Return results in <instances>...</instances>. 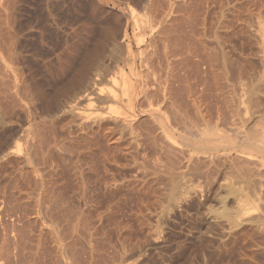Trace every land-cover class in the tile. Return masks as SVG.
Wrapping results in <instances>:
<instances>
[{
	"label": "rangeland",
	"instance_id": "1",
	"mask_svg": "<svg viewBox=\"0 0 264 264\" xmlns=\"http://www.w3.org/2000/svg\"><path fill=\"white\" fill-rule=\"evenodd\" d=\"M4 1L5 0H2V1L0 0V2H4ZM8 1L11 2L12 0H6L7 3H9ZM13 1L15 3L11 2L9 3V6H7L8 4L7 5L5 4L7 8L14 4L15 5L19 4L22 8H25V9L27 8V11L29 10L32 13L30 15L31 18L34 16L32 19H35L37 21L40 20L41 22L40 18L43 17L41 15L46 13L45 10L36 8L37 7L36 4L39 3L38 0L36 3H35L36 0L35 1L33 0H23V1L13 0ZM165 1L173 2L176 0H171V1L165 0ZM187 1L189 4L190 3L192 4L190 5L191 7L197 6L196 8L193 7V10L190 7L191 8L190 10L192 12L195 10L194 11L195 14L194 13L191 14V11H190V14L192 15L191 17L194 22L197 19L199 20V21L197 20L198 23H195V24L197 27L196 29L199 28L198 30L201 33L200 39L202 38L203 40L205 38L203 42L205 43L208 51L211 54H213V56L217 55L216 58L218 57L217 59L215 58L216 62L219 64V65L217 64V69H216L218 70L216 72L219 78V79L217 78L218 80L217 84L220 82L218 86L221 85L219 86V88H220L221 94L223 93L222 95L224 99L226 100L227 108L225 109L226 111L227 110L229 111V112L225 111L227 119L230 120V116L231 118L233 116L234 118L233 122L235 123V125L234 124L233 125L234 127H238L239 133L238 131L236 132V134L238 133L237 134L238 136L241 133L240 135L248 137L249 141L255 140L258 136H259L258 138L264 137V47H262L264 46L263 45L264 44V0H235V1L234 0L232 1L231 0H219V1L218 0H207V1L202 0V2L201 0H197V1L187 0ZM62 2H64L65 3V4L63 3L64 6L66 5L67 7V9L65 8L66 11L68 10L67 13L65 12L66 15L65 14L58 15V17H56L57 16L56 15L55 16V18H57L55 19L56 23L54 22L53 24L52 22L50 23L48 21H46L45 23L44 22L40 23V25L42 24L41 25L42 27L44 26V28L45 27L48 28L46 29L47 32L49 31L50 33V31H52L51 35L49 36L50 38L49 37L47 38L48 41L51 40L49 41V45L51 46V48L50 47L49 48L44 47L45 49L43 48L46 51V54L44 53V55H47V52H48V55L46 57L44 56L45 58L43 57L44 60L40 59L36 55V59H40L41 61L35 60V62L39 61L38 62L39 64L37 63L35 64L39 66V72H40V75L42 76L40 77L43 79L42 83L46 84L47 82L45 81H47L48 79H49L48 81H50L51 79H52L51 81H54L53 79H56V78L59 79L60 77H61L60 79H62L63 78L62 75L66 74L65 71H67V75H65V77L69 76L71 74L70 69H69L71 63L69 62L77 61L78 58L79 60L80 59L82 60L84 57L82 55V52L86 53L85 52L86 50L84 51V48L87 49L89 47V49L87 50H90L91 52H93L92 51L93 49L95 50V42L93 40L99 34L100 32L99 29L101 30L104 29L105 31L112 32L120 28L125 31V38L124 39L121 38V40L123 39V41H119L121 45L120 43L119 45H117V44L112 43L111 41L110 42L106 41L102 53L97 55V57L95 55L94 58L96 59L93 58L92 63L90 62L87 75L93 78L89 80L92 82L91 86L95 85L99 87L97 88L94 86L95 89L103 88L102 90H105V89L108 90L110 88L108 86V83L113 80H116L115 75H116V72L119 73V69L123 68V70H125L126 72L127 70H129V68L126 66L129 65L130 61L127 58L126 50L124 49L123 51V48H124L123 45H125L126 42L128 43V45L130 44L132 63H133V67L136 68V72L139 71L138 77H140V79L142 78L147 79L150 77L149 80L148 79L147 80L150 84L154 82L155 83V84L153 83L154 85H156V82L158 83L159 81L164 83L163 81L166 79L165 76L167 77L169 74L168 73L169 69L171 70L169 63L164 59V56H163V52H165L164 48H166L167 42L165 39L163 42V39H162L163 37L161 36V34H159L158 32L159 29L157 27H154L155 25H154V20H153V18L155 19L159 17L158 15L160 11L158 9H161L162 7L161 5H164L162 4L164 1L162 0L161 1L160 0H62ZM188 3L184 2V5L186 4L188 5ZM3 4L0 3V8H2L0 10H3V8L6 7ZM2 5L4 7H1ZM30 5L35 6V7H31ZM217 8H218V11H217ZM129 12H133L131 13L132 17L128 16L127 18H125V15H128ZM193 15H195L196 18ZM245 15L246 16L248 15V18ZM149 22L153 23L154 29L152 27L150 29L151 23L149 25ZM137 24L138 26H136ZM40 25L38 26L37 24L38 27H40ZM38 27H35V28L33 27L30 30H28V32L30 33L29 38L32 39L31 43H33L32 45H35L36 43L35 46L38 45L37 41L39 40V37H40L39 36L40 34L38 32L39 30ZM55 33L56 35H54ZM153 36L155 39L152 38ZM202 36H205V37H202ZM86 38L87 39L91 38L92 40L90 39V40H87V42L83 43L86 40ZM140 38L142 39V42L138 43V41L141 40ZM164 44H165V47H164ZM78 45L79 47L81 45L82 49H80ZM149 45H150V48H149ZM91 47H92V50H91ZM141 48L144 50L142 51ZM46 49H48V51ZM80 50H83V51H80ZM80 54L82 55V58H80L81 57ZM125 56L127 59L125 58ZM138 57H141V59ZM149 58L152 61H150ZM94 60L96 61V63L94 62ZM141 60H144L146 62L141 61ZM141 62L142 64H145L148 62L146 64L147 69L144 66H140L142 64H139V63ZM66 63L67 64L69 63V64L67 65ZM125 64L126 66H124ZM148 64L151 66H149ZM40 66L42 68H40ZM218 67L220 68V70L218 69ZM144 68L145 70H148V71H150L151 69L149 73L147 74L145 73L146 74L145 77H143L144 72L143 73L141 72L142 71L141 69H144ZM196 68L201 70V72L203 71L202 65L198 64V66H196L191 71L190 83L192 82L194 87L195 86L199 87L200 85H198L199 82L197 81V79L200 77L199 74L201 72L199 70L196 71L195 70ZM166 72L168 74H166ZM156 73L158 74V76ZM93 80L95 81L97 85L94 84ZM105 80L107 82H105ZM99 81L102 82L101 83L102 86L100 85L101 87L99 86L100 84ZM103 84H106L107 88H106V85L104 87ZM114 84L115 83H113V85ZM109 85H112V84L110 83ZM45 86H47V84ZM111 87L113 88V86ZM69 93L66 94V96L64 95V97L63 96L60 97L64 101L66 100L64 102L62 99H60L62 104L65 107L69 106L70 104H73L74 101L77 100V99L72 100L77 97L75 96L73 97L72 93L70 94ZM70 96H72L73 98ZM151 98L150 100L149 99L146 100L145 101L146 103L144 102V100L143 102L141 100L133 102L132 109L134 110L132 111H134L137 117L141 116V113H140L141 112L140 111L141 102L143 105H149V103L151 102H152L151 103L152 105H153V102L155 103V101H151V100H154V98L153 99ZM68 100L70 102H68ZM138 102L140 103L136 104ZM96 104L97 102L95 103V105ZM65 107L63 108L59 107L55 110L45 111V112L44 111L42 112L41 109L37 108L39 111L37 110L36 114L38 115H35V118H34L35 120L32 121L33 123L32 122L29 123L31 124L30 127L28 123L25 124L30 128L29 133H28V140L30 139V137H31L30 140L36 139L34 137L35 136L34 129L37 128V126H39L40 124H41V128L44 126L43 130L46 132V135L47 133L48 134L50 133L47 137L48 138L47 140L48 142L50 140L49 144L53 146H52V149H50L51 152L49 151L50 153L47 154V157L45 156V154L43 156L40 155V157L34 154L33 156H31V154L30 155L29 154L28 155L19 154V157L18 155H15V156H9V158L3 157L0 159V175H1L0 177V185H1L0 186V242H1L0 243V255L1 256L3 255V257L0 256V264H16V262L17 264H32V259L30 258L32 256V255L30 256L31 254L30 247H31V243H33V241L31 240L33 239L31 238L33 237L34 232L37 231V230H34L33 228L35 224L36 226L39 227L37 229H40L41 224H43L42 227L44 225H45L44 227L46 228L49 226V221L46 220L47 218H43L45 216H43L40 213L41 211L39 210V207H38L39 204L37 203L36 199L40 200L39 198H41L42 200L41 196L44 194V192H47L48 190H53V192H55L54 193L55 195H57L58 197L60 196L59 199L62 198L61 199L63 202L62 204H64L67 208H69L70 206L72 207L74 205L72 208L71 207L69 208L70 210H73V211L80 210L79 211L80 214L84 213V215L82 216L84 220L86 219L85 222L87 223L91 221L87 224H88V227L92 229L90 230L93 233L92 237L95 236L96 237L95 240L96 241L99 240L100 242L98 241V243L102 244V246L104 245L103 247L106 248V251H109L107 253L113 252L112 254H114V256L115 255L117 256L118 254L120 257H123V260H122V258L117 259L119 256L117 257L115 256L117 262L119 261L118 264L119 263L122 264L120 262L121 260L123 263L125 262L126 264H264V235H263L264 234V229H263L264 221H262V219L264 220V217H263L264 216V200L263 202H261L262 204L259 205L260 207L259 206L257 207V210L256 209L251 210L252 208L249 209L251 210V216H249L250 214L241 215V217L244 220L245 219L247 220V218L249 220L247 221L245 220L246 222L243 220L240 223H237V220L234 221L237 215L240 216L237 212L238 206L237 204H235L236 201L234 200H237V198L239 197L242 199L243 197L244 201L246 198V200H248L249 203L250 201L253 202V199H252L253 196L252 197L249 196L252 191V190H249L251 187L246 186L249 183L247 182L243 174L242 176L240 172H236V171H231V173L227 172V174L222 173L219 175V177L216 176L214 181L211 183L203 179L202 176L200 175V172L195 171L197 173L195 174V172L193 173V171H190L192 172L191 174L190 172L188 173L187 171V173L184 174L185 172L182 171L180 168H179L180 169L179 171L177 170L178 168L169 165L168 163L169 158L172 157V156H169V153H166L168 154L166 155L167 156L166 157L165 154L162 153L163 151L159 149V146L157 144L151 143L149 141V138L148 139L145 138L147 137V135L146 133H143L144 128L142 125H140L142 127L139 126L140 128L135 127L133 129L134 131H129V132L125 131L121 133L117 132L118 134H116V136L118 135L117 137L118 144L115 143L117 139L116 140L114 139L115 140L114 142L113 140L109 139L110 140L109 142L108 138H106L102 134L96 135V137H94L95 139L89 136L90 138L89 139L88 135L85 134L86 131H84V128L81 127L82 121H81L80 116L77 115V111H74V110L73 111L71 110L69 112L64 111L65 109H67ZM210 114H212L213 116V117L212 116L210 117L211 119L215 118V115L213 113H210ZM209 116L207 115L206 120L210 119L208 118ZM35 121L37 122V124ZM197 122L199 126H201L200 123L202 122L196 121V123ZM210 123H211V120L210 122L208 120V122L203 123V124H208L209 125L208 129H212L213 127L219 126L220 128L224 130L227 129L228 132L230 130L228 128L230 124L228 125L223 124V126L221 124H217L214 126V123H213L212 124L213 126L210 127L211 126ZM32 124L34 125V127ZM19 142H20V145L23 143L21 145L23 147L25 146L24 144L26 143V140L25 139L19 140ZM106 144H111L114 148L117 146V148L112 149L113 147L111 145L107 146ZM58 145L62 148H60ZM53 147L56 148L57 152L55 148L53 149ZM162 154H164V156ZM36 157L37 159L35 160L34 158ZM41 157H43L42 160L44 162L40 160ZM44 158H47V159H44ZM22 159L23 160L25 159L24 162ZM30 160L33 161L34 163L31 162ZM42 162L44 165L43 164L41 165ZM8 163L10 164L8 165ZM63 163H64V166H63ZM14 165L16 166V168ZM75 171H77L78 173ZM179 172L180 173L182 172L183 176ZM9 174L11 176H9ZM229 177H230V180H229ZM237 177H239L240 179H237ZM32 178H33V181H32ZM198 178H200L201 180ZM202 179L204 182L206 181V183H208L209 185L207 184L208 185L207 186L206 183L204 182L200 183L202 182ZM224 179L228 182H226ZM234 179L237 182V184L234 182ZM241 179H243L244 181ZM65 180L67 183L65 182ZM34 181L37 184H39V186L37 185L36 187H34L36 185V183H33ZM225 182L228 184H224ZM198 183L200 184V187ZM45 184H47V186ZM232 184L233 185L235 184V185L233 186ZM239 184L242 186H240ZM11 187L13 190L11 189ZM48 187H50L51 189H49ZM80 187L81 189L79 190ZM242 188L245 189L243 192H241ZM63 189L66 191H64ZM78 191H81V192H78ZM233 191H235L237 195ZM228 193L230 195H228ZM226 194L228 196H225ZM232 194L235 195V197ZM27 197L29 198V200L27 199ZM222 197L224 198V200ZM221 199L224 202H222ZM34 200L36 204L35 202L34 203L32 202ZM231 203H233V205ZM225 204H227L228 206H232V207H225L227 206ZM233 206L237 209L233 208ZM14 208L16 209L14 210ZM76 208L78 209L76 210ZM229 210L231 212H229ZM87 212H90V214ZM216 212L219 215L220 214L222 215L217 216ZM33 213H36V214L34 215ZM227 215H229V218ZM247 215L249 217H245ZM28 216L30 217L28 218ZM254 216H257V217L254 218ZM33 218L37 221L36 223L32 222ZM231 224H232V227H231ZM21 225L23 227H21ZM89 225H92V226H89ZM120 225L121 226L123 225L122 226L123 228ZM241 226H243L242 228H244L243 229L244 231H242ZM94 228L96 229V231ZM238 229H241V230L239 231ZM234 230L237 231V235L236 233L235 234L231 233V232H235ZM241 231L244 234L243 233L239 234V232ZM28 232L29 234L27 235ZM238 234L239 235L242 234V236L240 237ZM245 234H247L246 237H245ZM18 235H20V237ZM100 235H101V238L99 237ZM49 236L50 235L46 234L43 237L44 241L42 240V243L45 242L44 245L42 246H44L46 250L50 249L52 245H53L52 247H54V245L56 244L54 241H52V239ZM44 238L46 239L47 242L45 241ZM5 240H8V241H5ZM23 244L24 246H22ZM109 244L111 247L109 246ZM121 245L124 247H122ZM16 250L18 251V254ZM20 250H22L21 252L23 253H21ZM123 253H124V256H122ZM26 254H29V255L26 256ZM26 258L28 260L30 259L29 261L31 262H29ZM5 259H7V261ZM25 260H27L28 262H26Z\"/></svg>",
	"mask_w": 264,
	"mask_h": 264
},
{
	"label": "bare ground",
	"instance_id": "2",
	"mask_svg": "<svg viewBox=\"0 0 264 264\" xmlns=\"http://www.w3.org/2000/svg\"><path fill=\"white\" fill-rule=\"evenodd\" d=\"M33 1H35V0H33ZM162 1H164L162 3L164 5H161L162 6L161 9H158L160 12L158 11L159 12V15H158L159 17L155 18L157 21L153 18L154 25L155 26L153 25V23H151L152 21L149 22V25L151 23L150 29H151V27L153 28V26L154 27H157L159 29L158 30L159 34H161V36L163 37L162 38L163 39V42H164V39L167 42V46H166V48H164L165 52H163V56H164V59L169 63L171 70L168 68L169 69V72H168L169 74L166 72V74H168V76L167 77L165 76L166 79L163 81L164 83H162V82L159 81L162 84H160L159 82L158 83L156 82V85H154L155 84L154 82H153L154 84L153 83L150 84L148 82V80H149L150 77L147 78L148 80L146 78L140 79V77H138V72L139 71L137 70L138 72H136V68L133 67V63H132V56H131L130 44L128 45V43L126 42V44L123 43V44H125V45H123V47H124L123 48V51H124V49L126 50V52H127V58L130 61V63H129V65L126 63L128 66H126V64L124 66H126V67L129 68V70H127V72L128 71L129 72L127 74V72L125 70H123L122 67H120L122 69H119V73L116 72V75H118V76L115 75L116 80H113V81L110 80L111 82L108 81L109 82L108 83V86L110 87L108 90L107 89L102 90L103 88L97 89L99 87L98 86H95V85L91 86L92 82L89 81V80L90 79H93V78H91V77H89L87 75L88 69H89V66H90V62L92 63V59L95 57V55L97 57V55H99L100 53H102L106 41H109V42L111 41L112 43L117 44V45H119V43H120L119 41H123V39L125 38V31L124 30H122L120 27H119L120 29H116V30H114L112 32L105 31L104 29L103 30L99 29L100 30L99 34L97 35V37L95 39L93 38L94 39L93 41L95 42V50L94 49L92 50V47L93 46L91 44H90L92 46L91 47V50L93 52H91L90 50H87V49H89V47L88 48L86 47L87 49H85L83 47L84 48V51L86 50L85 51L86 53L82 52V55L84 56L82 60L81 59L79 60V58H78V60L77 61H74V62H72V61L69 62L68 61L69 63H71L70 64V68H69L71 74L69 76H66L65 77V75H67V71H65L66 74L65 75H62L63 76L62 79H60L61 78L60 77L59 79H57V78L56 79H53L54 81H51L52 79L50 81H48L49 79L47 78L48 80L45 81V82H47L46 83L47 86H45L46 84L45 83H42L43 79L41 78L42 76L40 75V72H39V66L37 65V64H39L38 63L39 61L38 62H35V60L43 59L44 56L46 57L48 55V52H47V55H44V53L46 54V51L44 50L45 49L44 47H48V48L50 47L51 48V46L49 45V41H51V40L48 41L47 38L51 35V32L52 31H50V33H49V31L47 32L46 29H48V28H46V27L44 28V26L42 27L41 26L42 24L40 25V23H42V22L45 23L46 21H48L50 23L52 22V24H53L55 22V19H57V18H55L56 15H57L56 17H58V15H64L65 12L67 13L68 10L66 11L67 7H66V5L64 6L65 3L62 2V0H38L39 3L36 4L37 5L36 8L37 9H41V10H45V12H46L45 14H43L44 12L41 13V14H43V15H41L43 17L40 16L41 17L40 18L41 19V22H40V20L37 21L35 19H32L34 17L33 16L31 18V16H30L32 13L29 10L27 11V8L26 9L25 8H22L19 4H17V5L14 4V5H12V6H10V7L7 8V6H9V3H11V2L15 3L13 0L11 2L8 1L9 3H7L6 0L4 1L6 3L0 2L2 4L4 3L3 4L4 6H6L8 4L6 7H4L2 5L1 7H4V8H3V10H0V159L3 158V157H8L9 158V156H15V155H18V157H19V154H27V155L28 154L29 155L31 154V156H33V154H34V155H37L39 157H40V155L43 156L45 154V156L47 157V154H49L51 152L50 149H52V146H53V145L51 146V144H49L50 140H49V142L47 140L48 139L47 137H48V135L50 133L49 134L47 133V135H46V132L43 130L44 129L43 128L44 126L41 128V124L40 125L38 124L39 126H37V128H35V129L32 128V129L35 130L34 131V135L35 136L34 135L33 136L36 139L35 140H30L31 139V137H30V139L28 140V133H29V130H30L29 127L31 125L29 123L32 122L33 120H35L34 119L35 118V115H38V114H36L37 113L36 111L38 109H41L42 112L43 111L45 112V111L55 110V109H57L59 107H62V108L65 107L62 104V102L60 100L62 98H60V97H62V96L64 97V95L66 96V94H68L70 92V93H72L73 97L74 96L77 97L75 99H72L73 97L70 96V97H72L71 99L72 100H76L77 99V100L74 101V103L73 104H70L69 106L66 105L67 107H65V108H67V109H65L64 111H68V112L71 111V110L72 111L73 110L74 111H77V115L80 116L81 121H82V123L80 122L81 123V127H83L84 128V131H86L85 134L88 135V138H89V136L94 138V137H96V135L102 134L103 136H105L106 138H108V140L109 139L110 140H113V142L117 139V141L115 142V143H117L118 142V138H117L118 135L116 136V134L121 133V132H125V131L126 132L127 131L128 132L129 131H134L133 129L135 127L137 128L140 125H142L143 128H144V130H143L144 132L143 133H146V135H147V137H145V138H147V139L149 138V141L151 143L157 144L159 146V149H161V151H163L162 153H164L165 156L168 155L166 153H169V156H172V157L169 158V161L170 162L167 160L168 163H169V165L178 168L177 170H179V171L181 169L182 171L185 172L184 174H186L187 171H188V173L190 171H193V173L195 171L196 172H200V175L202 176V178L205 179L209 183L213 182L214 179L216 178V176L219 177V175L222 174V173L223 174L224 173L227 174V172H230L231 173V171H236V172H240L241 175L243 174L244 177H245V179L249 183L246 186L251 187L250 189L249 188L248 189L249 190H252L251 191L252 195L249 192L250 193L249 196L250 197L253 196L252 197L253 202L250 201V203H249V201L246 200V198H245V201H244V198L242 197V199H241L239 196H238L239 198H237V200H234V201H236L235 204H237L238 209L235 208L234 206H233V208L237 209V212L240 215V216L237 215L238 217L236 216L235 217L236 219L234 221L237 220V223H240L241 221L244 220L241 217V215L250 214L249 216H251V210H255V209L257 210V207L260 204H262L261 202H263V200H264V137L258 138L259 137L258 136L257 137L258 139L256 138L253 141H249L248 137L243 136V135L241 136L240 135L241 133L238 136L237 134L239 133V131H238V127H234L235 123L233 122L234 121L233 120L234 119L233 116H232V118L230 116V120L227 119V116L225 114L228 111V110L226 111V109H225V108H227L226 100L224 99V97L222 95L223 93L221 94V91H220V88H219V86H221V85L218 86V84L220 82L217 84V81H218L217 78H218V76H217V72L216 71H218V70H216V69H217V64L218 63L215 60V58H216L217 55L216 56L215 55L213 56V54H211L208 51L205 43L203 42V40L205 38L203 40H202V38L200 39L201 33L198 30L199 28L196 29L197 27H196V24H195V23H198L197 22L198 19L194 22L192 20V17H191L192 16L191 14H193L195 10L192 12L190 9L192 8V10H193V7L194 6L191 7L190 5H192V4L191 3L189 4L187 0H186L187 2L184 1V0H176V1H173V2H168V1L166 2L165 0H162ZM36 2H37V0L35 1V3ZM184 2L185 3H188V5L187 4L184 5ZM201 2H202V0H201ZM199 3H200V1H199ZM221 3H222V1H221ZM31 7H35V6H31ZM196 7H194V8H196ZM251 8H252V6H251ZM0 9H2V8H0ZM155 10H156V8H155ZM203 10H205V9H203ZM190 11H191V14H190ZM217 11H218V8H217ZM209 12H211V11H209ZM55 13H57V14H55ZM131 13H133V12H129L128 15H125V18H127L128 16L129 17L130 16L132 17V14ZM252 13H253V11H252ZM154 16H156V15H154ZM193 16H195V15H193ZM246 17L248 18V15ZM249 17H251V16H249ZM195 18H196V16H195ZM195 18H194V20H195ZM209 21H211V20H209ZM223 22H224V20H223ZM125 23H126V21H125ZM37 24H38V26L40 25V27H38ZM245 24H246V22H245ZM136 26H138V24ZM33 27L34 28L35 27H38V29L40 30V31L38 30V32L40 34L39 35L40 36L39 37V40L38 41L36 40L38 42L37 43L38 44L37 46H35L36 43H35V45H32L33 44V43H31V40L32 39L29 38V34L30 33L28 32V30H30ZM240 28H241V26H240ZM254 28H255V26H254ZM199 33H200V35H199ZM54 35H56V33ZM205 36H207V35H205ZM205 36H202V37H205ZM121 38H123V39L121 40ZM141 38H143V37H141ZM152 38H154V36ZM64 39H65V37H64ZM83 39H85V38H83ZM90 39L89 38L88 39L86 38V40L83 43L87 42V40H90ZM140 42H142V39L138 41V43H140ZM156 42H158V41H156ZM81 44H82V42H81ZM84 45H86V44H84ZM120 45H121V43H120ZM152 45H153V43H152ZM78 47H79V45H78ZM164 47H165V44H164ZM262 47H264V46H262ZM79 48L82 49L81 48V45H80ZM149 48H150V45H149ZM46 50L48 51V49H46ZM141 50L143 51L144 49L141 48ZM80 51H83V50H80ZM89 52H91V53H89ZM36 55L40 59H36ZM82 55H81L80 58H82ZM125 58H126V56H125ZM138 58L141 59V57H138ZM94 59H96V58H94ZM46 60H47V58H46ZM149 60L152 61L150 58H149ZM141 61H144V60H141ZM44 62H46V61H44ZM94 62L96 63L95 60H94ZM144 62H146V61H144ZM35 63H37V64H35ZM147 63L142 64V62H141L139 64H142L140 66H144L146 68V64ZM198 64L199 65H202L203 71L201 72V70H199L200 69L199 67H198L199 69H197V68L195 69L196 71L199 70L202 74L200 73L201 75L199 74L200 77L197 79V81L199 82V84L198 83L197 84L200 85V86L199 87H196V86L194 87L193 84H192V82L190 83V77H191L190 74H191V71L196 66H198ZM162 65H160V66H162ZM149 66H151V65H149ZM167 67H169V66H167ZM219 67H218V69L220 70ZM40 68H42V67L40 66ZM145 68L144 69H141L142 70L141 72L142 73L144 72V74H143L144 76L143 77H145L146 74L151 71V69H150V71H148V70H145ZM164 69H165V67H164ZM154 72H155V70H154ZM163 73H165V72H163ZM148 75H147V77H148ZM157 76H158V74H157ZM110 77H112V76H110ZM197 77H198V75H197ZM154 80H156V79H154ZM103 81H104V79H103ZM193 81H195V80H193ZM96 82H98V81H96ZM105 82H107V81L105 80ZM101 83L102 82H100L99 86L101 85ZM110 83L112 85H109ZM113 83H115V84L113 85ZM94 84H96L95 81H94ZM105 85L106 84H103L104 87H105ZM94 86L97 87V88L95 89ZM111 86H113V88ZM106 88H107V85H106ZM151 97L154 98V100H151V101H155V103L153 102V105L151 104L152 102L149 103V105H143L142 104L143 100L145 102L148 99L150 100ZM153 98H151V99H153ZM69 100H68V102H70ZM140 100L142 101L141 104H140L141 106L140 105H138V106L141 107L140 108L141 116L140 117H137L136 114L134 113V111H132V110H134V109H132V107H133L132 104H133V102L140 101ZM96 102H97V104L95 105ZM139 103L140 102H138L136 104H139ZM210 113H213L215 115V118L216 119L215 118L211 119L210 117L212 116V114H210ZM230 113H228V114H230ZM207 115L208 116L210 115L208 117L210 119H207L206 120ZM208 120H209V122L211 120V123H210L211 126L210 127L213 126L212 124L215 121H216L215 122L216 124L214 123V126L217 125V124H221L222 126H223V124H226V125L230 124L231 127L228 126V128L230 129L229 132L227 131V129H225L226 130V132H225V130L222 129V128H220L219 126H217L218 128L217 127H213L212 129H208L209 128L208 127L209 125L208 124H203V123L208 122ZM196 121L202 122V123H200L201 126H199L198 122L196 123ZM27 123L29 124V127L27 125H25ZM36 124H37V122H36ZM142 126H140V127H142ZM33 127H34V125H33ZM222 130H224V131H222ZM237 131H238V133L236 134ZM143 138H144V136H143ZM23 139L26 140V143L24 144L25 146L22 147L21 145L23 143L20 145L19 140H23ZM86 139H87V137H86ZM56 140H57V138H56ZM110 140H109V142H110ZM75 142H76V140H75ZM104 144H105V142H104ZM63 145H65V144H63ZM106 145L107 146L108 145L110 146L111 144H106ZM98 147H99V145H98ZM54 148L55 147H53V149ZM60 148H62V147H60ZM116 148H117V146L115 148L113 147L112 149H116ZM74 149H76V148H74ZM107 149H108V147H107ZM55 150H56V148H55ZM56 152H57V150H56ZM72 152H73V150H72ZM87 153H89V152H87ZM157 153H158V151H157ZM164 154H162V155L164 156ZM20 157H21V155H20ZM87 157H89V156H87ZM31 158H29V159H31ZM42 158L43 157H41L40 160H42ZM34 159L36 160L37 157L34 158ZM44 159H47V158H44ZM24 160H23V162H24ZM58 161H57V163H58ZM31 162H33V161H31ZM43 162L41 163V165L43 164ZM3 163H4V161H3ZM95 163H96V161H95ZM9 164L10 163H8V165ZM15 165H17V164H15ZM22 165H23V163H22ZM63 166H64V163H63ZM15 168H16V166H15ZM50 170H51V168H50ZM75 172H77V171H75ZM196 172H195V174H197ZM190 173L192 174V172H190ZM40 174H42V173H40ZM81 174H83V173H81ZM180 174L182 175L183 173L181 172ZM24 175H25V173H24ZM187 175H185V176H187ZM232 175H234V174H232ZM9 176H11V175L9 174ZM70 176H71V174H70ZM0 177H1V175H0ZM198 179H200V178H198ZM203 179H202V182H200V183H203L204 182ZM235 179H234V182L237 184V182L235 181ZM237 179H240V178L237 177ZM243 179H241V180H243ZM39 180H37V181H39ZM224 180H223V182H224ZM229 180H230V177H229ZM32 181H33V178H32ZM206 181L204 183H206ZM65 182H66V180H65ZM226 182H228V181H226ZM226 182L224 184H228ZM33 183H36V182L34 181ZM54 183H55V181H54ZM229 183H230V181H229ZM207 184L208 183H206V185ZM37 185L39 186V184L36 183V185L34 187H36ZM45 185L47 186V184H45ZM198 185L200 187V184L199 183H198ZM46 186H44V187H46ZM51 186H53V185H51ZM229 186H230V184H229ZM240 186H242V185H240ZM237 187H239V186H237ZM48 188L51 189L50 187H48ZM225 188H226V186H225ZM227 188H228V186H227ZM11 189H12V187H11ZM80 189H81V187L79 188V190ZM19 190H21V189H19ZM244 190L245 189L242 188V191L241 192H243ZM64 191H66V190H64ZM32 192H33V190H32ZM78 192H81V191H78ZM228 192H229V190H228ZM233 192H235V191H233ZM54 193L55 192H53V190H48L47 192H44V194L41 196L42 197V200H41V198H39L40 200H37L36 199L37 203L39 204L38 207H39V210L41 211L40 213L43 216H45L43 218H47L46 220L49 221V226H48L49 228L48 227L47 228L44 227L45 225L42 227L43 224L40 225L41 226L40 229H37L39 227L36 226V224H35V226L33 228L34 230H37V231L34 232L33 237L31 235V237H32L31 239H33V240H31V241H33V243H31V247L32 248L30 247V249H31L30 250L31 251L30 256L32 255L30 258L32 259V264H118L119 261L117 262L116 257L119 256V255L118 254H117V256L115 255L116 256L115 257L114 254H112L113 252L112 253H107L109 251H106V248L103 247L104 245L102 246V244H99L98 243L99 240L96 241L95 240V238H96L95 236L92 237V234L93 233L90 231L92 229H90L88 227V224H87V223H89L91 221H89V222L86 223L85 222L86 219L84 220V218L82 216V215H84V213H83L84 210L82 212L83 214H80V212H79L80 210L79 211L77 210L78 208H76V210L78 212L75 211V210L74 211L73 210H70L69 208L71 206L69 205L70 207L67 208L64 204H62L63 203L62 200H61L62 198L59 199L60 196L58 197ZM27 194H29V193H27ZM68 194H70V193H68ZM235 194H236V192H235ZM228 195H230V194L228 193ZM228 195L226 194L225 196H228ZM242 195H244V194H242ZM233 196L235 197V195H233ZM27 199L29 200L28 197H27ZM223 200H224V198H223ZM221 201H222V199H221ZM32 202L34 203L35 200L32 201ZM222 202H224V201H222ZM35 204H36V202H35ZM68 204H67V206H68ZM231 204L233 205V203H231ZM225 205H227V204H225ZM13 207H14V205H13ZM225 207H232V206H228L227 205ZM16 208H14V210ZM74 209H75V207H74ZM249 209H251V210H249ZM37 210H38V208H37ZM230 210H229V212H231ZM234 211H236V210H234ZM248 212H250V213H248ZM87 213L90 214V212H87ZM33 214L35 215L36 213H33ZM218 215L219 214L217 213V216ZM220 215H222V214H220ZM254 215H256V214H254ZM227 216L229 218V215H227ZM233 216H234V214H233ZM249 216L247 215L245 217H249ZM29 217L30 216H28V218ZM85 217H86V215H85ZM255 217H257V216H254V218ZM34 218H33V220L32 219L31 220H32V222H35L36 223L37 222L36 221L37 219L35 218L36 219L35 220ZM247 220H249V219L247 218ZM262 221H264V220L262 219ZM260 222H261V220H260ZM37 225H38V223H37ZM89 226H92V225H89ZM21 227H23V226L21 225ZM231 227H232V224H231ZM233 227H235V226H233ZM242 227L243 226H241V229H242V231H244L243 230L244 228H242ZM241 229H238V230L240 231ZM34 230H32V231H34ZM95 231H96V229H95ZM234 231L235 232H231V233H233V234L236 233V235H237V231L236 230H234ZM242 231L239 232V234L240 233H243ZM28 234H29V232L27 233V235ZM46 234L47 235H50L49 237L52 239V241H54L56 243L54 245V247H52L53 246L52 245L51 248L50 249H47V250H46V248H44V246H42L45 243V242L42 243V240H43V237ZM258 234H259V232H258ZM246 235L247 234H245V237H246ZM18 236L20 237V235H18ZM239 236L241 237L242 234L239 235ZM99 237L101 238V235ZM10 239H11V237H10ZM13 239H14V237H13ZM27 239H28V237H27ZM125 240H126V238H125ZM5 241H8V240H5ZM45 241H46V239H45ZM2 242H3V240H2ZM47 245H45V246H47ZM22 246H24V244ZM109 246H110V244H109ZM106 247H107V245H106ZM122 247H124V246H122ZM52 248H53V250H52ZM23 250H24V248H23ZM249 250H251V249H249ZM21 251L22 250H20V252ZM21 253H23V252H21ZM17 254H18V251H17ZM28 255L29 254H26V256H28ZM122 256H124V253H123ZM1 257H3V255ZM119 258H122V260H123V257H120L119 256L117 259H119ZM5 260L7 261V259H5ZM27 260H25V261L28 262L30 259L28 261ZM122 260L120 262L122 264H124L125 262L123 263ZM29 262H31V261H29ZM16 264H17V262H16Z\"/></svg>",
	"mask_w": 264,
	"mask_h": 264
}]
</instances>
